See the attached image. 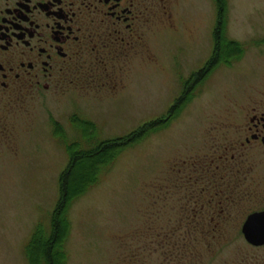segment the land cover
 Here are the masks:
<instances>
[{
  "label": "flooded vegetation",
  "instance_id": "flooded-vegetation-1",
  "mask_svg": "<svg viewBox=\"0 0 264 264\" xmlns=\"http://www.w3.org/2000/svg\"><path fill=\"white\" fill-rule=\"evenodd\" d=\"M183 5L184 0H0L3 113L27 111L52 99L66 103L75 128L76 121L92 123L88 118L96 112L90 105L124 100L136 67L161 66L159 50H166L169 34H177L179 27L191 45L177 50H231L222 46L223 40L216 46V20L212 47H194L199 23L194 14L182 11ZM257 50V71L243 76L229 93L226 109L204 122V152L198 148L201 129L191 145L166 159L168 166L152 198L157 203L175 200L169 229L209 230L219 236L231 229L242 232L254 214L262 215L264 223V46ZM178 65L175 102L198 101L213 89L217 68L212 53L200 67ZM184 113L174 116L168 110L162 118L173 124ZM165 210L168 215V207ZM221 238L211 243L228 242ZM243 240L262 252L245 253L233 264H264V244ZM200 242L196 239V246ZM215 256V251L210 254Z\"/></svg>",
  "mask_w": 264,
  "mask_h": 264
},
{
  "label": "rangeland",
  "instance_id": "rangeland-1",
  "mask_svg": "<svg viewBox=\"0 0 264 264\" xmlns=\"http://www.w3.org/2000/svg\"><path fill=\"white\" fill-rule=\"evenodd\" d=\"M227 1L226 34L245 46V54L229 66H216L214 86L208 94L195 102L190 99L176 123L125 148L100 174L96 185L71 203L66 264H127L129 258L130 264L162 263L160 245L165 241L167 244V240L160 233L167 230L164 226L170 223L175 200L159 199L157 203L152 195L157 193L154 190L168 166L166 159L176 149L192 144L207 117L226 109L229 93L239 86L243 76L253 75L261 62L257 47L264 46V0ZM215 5L214 0H184L182 11L194 14L199 23L194 47H212ZM177 32L169 34L166 50H159L161 66L136 67L134 82L125 91L128 95L124 100L90 105L94 109L90 111L96 112L88 118L94 125L91 128L78 121L75 128V118L64 101L47 99L27 111L6 114L0 103V264H28L25 248L35 228L41 224L49 230L59 200V179L69 162L66 143L81 142L91 147L108 139L124 138L145 122L167 114L178 95L174 71L177 63L200 67L212 53L177 50L178 46L191 45L184 27ZM182 36L183 40L177 39ZM54 122L60 124L64 137H57ZM207 136L202 129L198 136L200 152H204ZM215 238L221 237L211 232L206 241L201 239L192 260L173 258L169 264H233L245 253L262 252L250 249L241 230L224 232L221 239L228 240L225 243H211ZM137 244L146 246L139 250V263L133 259ZM214 251L216 256L212 258Z\"/></svg>",
  "mask_w": 264,
  "mask_h": 264
},
{
  "label": "trees",
  "instance_id": "trees-1",
  "mask_svg": "<svg viewBox=\"0 0 264 264\" xmlns=\"http://www.w3.org/2000/svg\"><path fill=\"white\" fill-rule=\"evenodd\" d=\"M214 1L217 14V29L214 33V41L218 47L221 45L220 41L223 40L222 46L233 50H213L212 58L215 59L217 67L220 65L229 66L245 54V46L238 41L229 39L226 34L228 1ZM189 103L190 98L178 100L173 103L169 112H173L174 116H178ZM171 121L172 119H157L151 123L143 124L124 138L108 139L91 145V147H85L81 142L66 143L69 162L59 179V200L50 217L49 230H46L41 224L37 225L25 248L28 264H66L65 246L71 231V223L68 217L71 203L96 185L100 174L114 163L125 148L144 141L155 132L170 125ZM53 124L57 137H64V131L62 132L60 124L57 122ZM87 125L90 128L94 126L88 122L85 126ZM164 229L167 230L160 233V236H165L167 244L165 241L164 243L161 242L160 245V250L162 249L160 251V253L162 252L161 264H169L173 258L181 261H184V259L192 260L193 256L195 257L197 254L195 251L196 239L206 241L213 232L209 230H188L182 233L169 229L166 225ZM220 234L223 236L224 232H219V237ZM140 249H146V246L140 247L138 245L136 247L133 252L135 253L133 257L135 263H139L138 259L142 253H140ZM130 262L131 258L127 260V264H130Z\"/></svg>",
  "mask_w": 264,
  "mask_h": 264
},
{
  "label": "water",
  "instance_id": "water-1",
  "mask_svg": "<svg viewBox=\"0 0 264 264\" xmlns=\"http://www.w3.org/2000/svg\"><path fill=\"white\" fill-rule=\"evenodd\" d=\"M262 220V215H251L242 230L246 240L255 246L264 244V223Z\"/></svg>",
  "mask_w": 264,
  "mask_h": 264
}]
</instances>
